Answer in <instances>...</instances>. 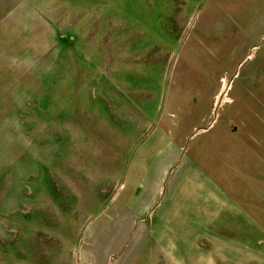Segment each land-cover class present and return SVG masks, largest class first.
<instances>
[{
    "label": "rangeland",
    "instance_id": "obj_1",
    "mask_svg": "<svg viewBox=\"0 0 264 264\" xmlns=\"http://www.w3.org/2000/svg\"><path fill=\"white\" fill-rule=\"evenodd\" d=\"M230 119L264 146V0H0V264H209L151 237L137 156Z\"/></svg>",
    "mask_w": 264,
    "mask_h": 264
},
{
    "label": "crops",
    "instance_id": "obj_2",
    "mask_svg": "<svg viewBox=\"0 0 264 264\" xmlns=\"http://www.w3.org/2000/svg\"><path fill=\"white\" fill-rule=\"evenodd\" d=\"M161 127L137 158L144 167L143 195L154 205L150 235L166 245L162 252L209 264L260 259L264 264V182H254L256 177L264 181V146L256 145L255 134L230 119L208 142L202 159L187 155L183 138ZM203 129L199 132L208 134L210 128Z\"/></svg>",
    "mask_w": 264,
    "mask_h": 264
}]
</instances>
